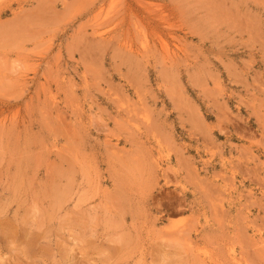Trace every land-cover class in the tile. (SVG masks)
Here are the masks:
<instances>
[{
  "label": "rangeland",
  "instance_id": "1",
  "mask_svg": "<svg viewBox=\"0 0 264 264\" xmlns=\"http://www.w3.org/2000/svg\"><path fill=\"white\" fill-rule=\"evenodd\" d=\"M0 264H264V0H0Z\"/></svg>",
  "mask_w": 264,
  "mask_h": 264
}]
</instances>
